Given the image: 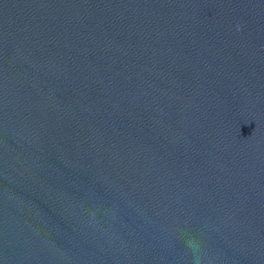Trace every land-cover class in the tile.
<instances>
[{"label": "water", "instance_id": "95a60500", "mask_svg": "<svg viewBox=\"0 0 264 264\" xmlns=\"http://www.w3.org/2000/svg\"><path fill=\"white\" fill-rule=\"evenodd\" d=\"M0 264H264V0H0Z\"/></svg>", "mask_w": 264, "mask_h": 264}]
</instances>
